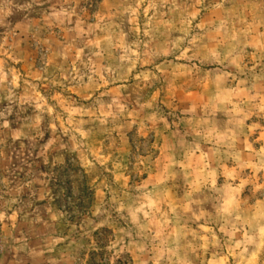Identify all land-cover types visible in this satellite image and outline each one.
<instances>
[{
    "label": "rangeland",
    "instance_id": "obj_1",
    "mask_svg": "<svg viewBox=\"0 0 264 264\" xmlns=\"http://www.w3.org/2000/svg\"><path fill=\"white\" fill-rule=\"evenodd\" d=\"M115 1L0 0V264H264V0Z\"/></svg>",
    "mask_w": 264,
    "mask_h": 264
},
{
    "label": "crops",
    "instance_id": "obj_2",
    "mask_svg": "<svg viewBox=\"0 0 264 264\" xmlns=\"http://www.w3.org/2000/svg\"><path fill=\"white\" fill-rule=\"evenodd\" d=\"M115 2L118 4L106 6L107 11L122 12V14H125L127 6L125 7L126 3L124 2V0H116ZM157 43H158V45L159 44L164 45L167 42L166 41H157ZM118 55H121L122 58H120V60L122 61V59L124 57V53H119ZM150 55L151 56L149 59H151V60L155 59L154 57H159V59L161 57V56H159V55H161V53H156V52L155 53L153 52ZM100 56L101 55H98L97 58H99ZM93 57L94 56L89 55L87 59L93 60L94 59ZM108 59L109 58H104V61L106 62V60H108ZM131 59H134L133 56L131 57ZM139 59L142 60V58H139ZM104 67L106 68V65ZM156 68L159 69V66H157ZM190 74L192 75V72H189V74L187 76H189ZM188 78L185 80L184 84L188 83ZM241 91H243L242 86L239 83H237L235 85L222 87V89H220V88L217 89L216 91H214L213 97L211 98V101L213 103H215V109H218L219 107H223L224 105H226L227 107H229L230 105H233V106L236 105L235 107L239 110L238 113L242 114V118H238V119L236 118V120H233L234 126L247 125L248 122H249V124H253L250 121H248L249 117H251V116H248L246 118H244V116L247 114L251 115V110H252L251 108L257 107V106H255L256 104L254 106L253 105L248 106V104H243L241 102V99L239 98V94L246 95L248 90L245 89L244 93H241ZM164 92H168L169 94L174 93L171 96V97H173L172 101H174V103L170 106L172 109L180 110L182 108V105H181L182 100L186 101L185 103L189 104L188 107L192 106L191 105L192 103L187 102L188 100L193 99V96H192L193 90L192 89H186V88L182 89V87H181V91L177 92L176 87H175V89L172 90V88L170 86V89L167 88ZM201 92H202V89H201ZM175 94H178V96ZM153 102H154V98L151 101H149L147 103V105L150 103H153ZM232 102L234 104H232ZM185 107H186V105H185ZM128 111H129V109H128ZM158 113H159V111H158ZM189 114L190 113H186L187 116H184L183 119L184 120L189 119V117H188ZM157 116L158 115L156 113L153 114V118L154 117L157 118ZM156 118L154 120L155 123L153 122L154 123L153 124L154 125V131L152 132L151 137L155 140V142H156V140H158V142H159L158 146L159 147H157V148L159 150H156L155 152L153 151L154 154L152 155V157H153L154 162L156 164H162L163 166L165 165V166H168L171 168L172 163L176 160V157H177V153H175V149H176L175 137L173 136V134L168 133V131L165 130L164 126H162V124H164V123L162 121H160L159 118H157L158 120ZM225 122H227V121H225ZM209 123L211 124V122H209ZM232 135H233L232 136V138H233V145H232V147H233L232 152L233 153H232V155L239 158V161L236 162L235 164H238V165H236V167L237 166L240 167V165H241L240 160L242 159V157L244 159L245 158H249L250 160L252 159L251 157H253L252 153L254 150H252L251 145L255 146L256 144H252L254 142V136L248 137L247 134L242 133L241 130L234 131ZM243 137H245V138H243ZM123 138H125L126 140L128 139L127 137H123ZM248 146L251 148H249ZM162 155H164V157ZM156 172H158V175L161 178L160 183H163V182L165 183L168 181L169 187L171 188V185H172L171 182L173 180L172 175H174V172H172V169L166 170L164 172H160L158 170ZM156 172L154 171V173H156ZM236 172H237V170H236ZM166 188H167V186H166Z\"/></svg>",
    "mask_w": 264,
    "mask_h": 264
}]
</instances>
